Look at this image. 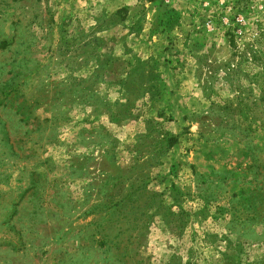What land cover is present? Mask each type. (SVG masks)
Instances as JSON below:
<instances>
[{
    "label": "rangeland",
    "instance_id": "374dc122",
    "mask_svg": "<svg viewBox=\"0 0 264 264\" xmlns=\"http://www.w3.org/2000/svg\"><path fill=\"white\" fill-rule=\"evenodd\" d=\"M0 264H264V0H0Z\"/></svg>",
    "mask_w": 264,
    "mask_h": 264
}]
</instances>
